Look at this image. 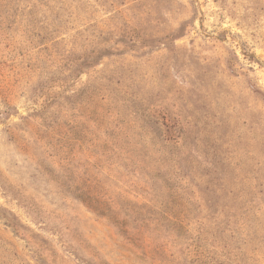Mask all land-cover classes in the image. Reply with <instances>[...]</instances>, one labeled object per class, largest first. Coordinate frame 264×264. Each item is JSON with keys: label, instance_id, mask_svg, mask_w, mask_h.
Listing matches in <instances>:
<instances>
[{"label": "rangeland", "instance_id": "1", "mask_svg": "<svg viewBox=\"0 0 264 264\" xmlns=\"http://www.w3.org/2000/svg\"><path fill=\"white\" fill-rule=\"evenodd\" d=\"M0 264H264V0H0Z\"/></svg>", "mask_w": 264, "mask_h": 264}]
</instances>
